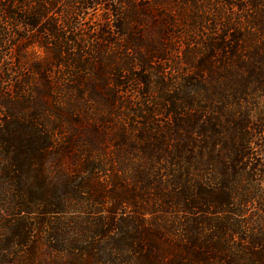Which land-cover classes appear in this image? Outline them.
<instances>
[{
  "label": "trees",
  "instance_id": "trees-1",
  "mask_svg": "<svg viewBox=\"0 0 264 264\" xmlns=\"http://www.w3.org/2000/svg\"><path fill=\"white\" fill-rule=\"evenodd\" d=\"M263 96L264 0H0V264H264Z\"/></svg>",
  "mask_w": 264,
  "mask_h": 264
},
{
  "label": "rangeland",
  "instance_id": "rangeland-1",
  "mask_svg": "<svg viewBox=\"0 0 264 264\" xmlns=\"http://www.w3.org/2000/svg\"><path fill=\"white\" fill-rule=\"evenodd\" d=\"M100 12L101 10L93 9V8L88 9L87 11L85 10L82 11L81 13V33L89 32V31L92 32L93 29L97 28V26L100 24V21H101L100 19H98L100 16L99 15ZM166 49L169 55V60H167L166 62L152 63V65H154L155 67H159L161 69V76L166 75L167 77H187L188 75H191V74L187 75L184 72L186 70L185 69L186 65L182 64L181 61H179L180 54L184 50L182 41L179 38L174 37L171 41L168 40V43L166 44ZM105 64H107V62H105ZM180 69H182V71H180ZM144 73L150 74L148 72H144ZM122 77H125V76H122ZM152 77H157V76L152 75ZM131 95L133 96V98H131L133 102L138 103L140 99L135 98L134 93H131ZM129 96L128 97L123 96L122 99L129 98ZM260 104L264 105V96H263V99L260 101ZM0 116H1V113H0ZM112 165L113 164L108 163V166L106 167V169L110 168V170L105 169L104 171L101 172V175L113 173L115 168ZM115 167H118V165H115ZM256 212L257 210L251 211V213H256ZM76 217L77 215L68 213L65 215H61L59 218H56L55 221L60 220L64 224V223L70 222L71 220L72 221L75 220Z\"/></svg>",
  "mask_w": 264,
  "mask_h": 264
}]
</instances>
